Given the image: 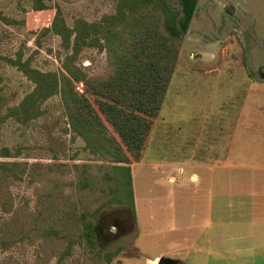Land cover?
I'll return each instance as SVG.
<instances>
[{
  "label": "rangeland",
  "instance_id": "1",
  "mask_svg": "<svg viewBox=\"0 0 264 264\" xmlns=\"http://www.w3.org/2000/svg\"><path fill=\"white\" fill-rule=\"evenodd\" d=\"M45 1L49 8L36 11L34 0H0V163L5 164L0 167V264H123V258L138 253L136 245L142 251L138 262H144L163 246L146 235V227L153 222L150 216L156 221L164 215L157 195L172 190L174 182L163 168H135L136 229L134 210L116 200H130L128 186L122 197L114 196L116 163L91 153L72 131L61 93L42 101L36 117L26 120L18 113L36 84L10 62L21 55L30 67L60 74L72 52L58 34L45 30L56 7L73 26L77 18L99 21L114 13L119 0ZM169 2L180 7L177 0ZM75 60L89 76L109 69L107 50L98 46L83 47ZM173 70L152 118L145 156L132 160L131 169L142 159L186 161L194 138H201L200 144L205 138H229L230 153L238 141L246 165L264 166V0H198ZM78 89L94 104L106 100L86 86ZM167 205L168 217L179 208L187 211L179 202L174 211ZM115 220L131 226L123 233ZM88 224L95 232L90 242ZM150 226L155 230L157 223Z\"/></svg>",
  "mask_w": 264,
  "mask_h": 264
},
{
  "label": "trees",
  "instance_id": "2",
  "mask_svg": "<svg viewBox=\"0 0 264 264\" xmlns=\"http://www.w3.org/2000/svg\"><path fill=\"white\" fill-rule=\"evenodd\" d=\"M177 1L179 8L173 7L169 0H119L114 13L103 15L99 21L77 18L73 26L57 6L52 24L45 30L58 34L64 48L72 52L62 61L63 72H42L30 67L21 55L10 58L36 84L21 102L18 113L26 120L36 117L41 113L42 101L61 93L72 131L86 141L91 153L116 163L114 196H121L124 186H128L130 200H116L133 210L132 174L128 164L143 153L152 118L161 109L181 51L182 36L190 27L198 2ZM48 8L45 0H34V10ZM85 46L107 50L109 69L105 74L89 76L76 63L75 58ZM79 86H86L106 100L92 103L79 93ZM94 233L93 225L88 224L89 242Z\"/></svg>",
  "mask_w": 264,
  "mask_h": 264
},
{
  "label": "crops",
  "instance_id": "3",
  "mask_svg": "<svg viewBox=\"0 0 264 264\" xmlns=\"http://www.w3.org/2000/svg\"><path fill=\"white\" fill-rule=\"evenodd\" d=\"M198 140L192 139L193 152L186 161L152 163L142 159L132 166L133 193L138 186L135 168L141 165L163 168L162 174L168 175L174 186L157 195L164 211L156 221L150 216V224L156 222L157 228L151 229L149 222L146 227V235L156 236L163 246L138 262L142 251L136 245L138 253L123 258V264H132V260L157 264L167 254L176 264H264V166L246 165L243 147L236 140L231 153L229 138H205L201 144ZM137 201L134 194L136 229ZM178 202L187 206V211L179 208V213L175 212ZM167 204L174 211L172 217L165 215ZM181 214L187 218L182 219ZM167 233L173 234L171 239Z\"/></svg>",
  "mask_w": 264,
  "mask_h": 264
},
{
  "label": "flooded vegetation",
  "instance_id": "4",
  "mask_svg": "<svg viewBox=\"0 0 264 264\" xmlns=\"http://www.w3.org/2000/svg\"><path fill=\"white\" fill-rule=\"evenodd\" d=\"M113 224L117 225L119 227L120 231H122L123 233L128 230V227L131 226L130 225L131 223L130 222H126L125 220H123V221L122 220H115L113 222ZM111 225H112V223H111ZM105 228H107V226ZM111 229H114V227H111Z\"/></svg>",
  "mask_w": 264,
  "mask_h": 264
},
{
  "label": "water",
  "instance_id": "5",
  "mask_svg": "<svg viewBox=\"0 0 264 264\" xmlns=\"http://www.w3.org/2000/svg\"><path fill=\"white\" fill-rule=\"evenodd\" d=\"M157 264H176V262L173 258L162 256Z\"/></svg>",
  "mask_w": 264,
  "mask_h": 264
}]
</instances>
